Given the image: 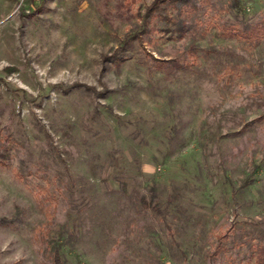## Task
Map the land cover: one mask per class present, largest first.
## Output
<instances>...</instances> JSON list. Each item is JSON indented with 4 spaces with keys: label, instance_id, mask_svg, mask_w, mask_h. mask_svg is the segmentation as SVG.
Segmentation results:
<instances>
[{
    "label": "rangeland",
    "instance_id": "obj_1",
    "mask_svg": "<svg viewBox=\"0 0 264 264\" xmlns=\"http://www.w3.org/2000/svg\"><path fill=\"white\" fill-rule=\"evenodd\" d=\"M152 1L1 22L0 264H264V37L234 35L264 0L181 38L138 33Z\"/></svg>",
    "mask_w": 264,
    "mask_h": 264
},
{
    "label": "trees",
    "instance_id": "obj_2",
    "mask_svg": "<svg viewBox=\"0 0 264 264\" xmlns=\"http://www.w3.org/2000/svg\"><path fill=\"white\" fill-rule=\"evenodd\" d=\"M210 1L211 0H153L145 7L143 13L140 15L142 23L138 33L142 34L148 33L150 30H157L167 34L168 38H172L174 35L176 38H181L188 29V19L192 18L193 14L200 8L199 6H203ZM197 2H199V6ZM226 3L235 13L242 12V0H226ZM153 18H157V21L152 22ZM234 35L245 40H259L260 37H264V24H256L251 30H247L246 32L236 31ZM145 206L152 208L149 204ZM61 245L62 244L58 243L57 249L54 248L53 254L56 262H59V248Z\"/></svg>",
    "mask_w": 264,
    "mask_h": 264
},
{
    "label": "crops",
    "instance_id": "obj_3",
    "mask_svg": "<svg viewBox=\"0 0 264 264\" xmlns=\"http://www.w3.org/2000/svg\"><path fill=\"white\" fill-rule=\"evenodd\" d=\"M15 7V0H0V24L8 18Z\"/></svg>",
    "mask_w": 264,
    "mask_h": 264
},
{
    "label": "built area",
    "instance_id": "obj_4",
    "mask_svg": "<svg viewBox=\"0 0 264 264\" xmlns=\"http://www.w3.org/2000/svg\"><path fill=\"white\" fill-rule=\"evenodd\" d=\"M21 1V0H20Z\"/></svg>",
    "mask_w": 264,
    "mask_h": 264
}]
</instances>
